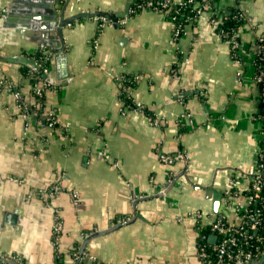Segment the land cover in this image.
<instances>
[{
    "label": "crops",
    "instance_id": "0c3cea01",
    "mask_svg": "<svg viewBox=\"0 0 264 264\" xmlns=\"http://www.w3.org/2000/svg\"><path fill=\"white\" fill-rule=\"evenodd\" d=\"M242 6L264 31V0ZM54 7L70 76L58 79L50 45L51 85L26 114L31 82L19 57L61 39L55 15L36 11L50 5L0 0V254L19 264H204L199 226L212 213L235 218L225 190L262 143L253 29L241 28L239 58L210 11L175 40L167 15L130 13V0ZM131 75L136 106L121 97ZM57 181V195L40 192ZM91 233L85 260L75 259Z\"/></svg>",
    "mask_w": 264,
    "mask_h": 264
},
{
    "label": "built area",
    "instance_id": "2783aa9c",
    "mask_svg": "<svg viewBox=\"0 0 264 264\" xmlns=\"http://www.w3.org/2000/svg\"><path fill=\"white\" fill-rule=\"evenodd\" d=\"M244 0H130L129 12L135 13L144 8H151L161 11L173 22V38L179 40L181 35L186 32V26L194 21L202 12H211V22L221 24L228 17L240 21L237 29L221 30L220 35L230 42L231 51L234 56L240 58L241 48V28L243 25H250L254 34V49L252 64L254 67V81L259 88L261 104L255 117L261 122L262 143L258 151L257 161L250 167H240L229 180L226 194L227 206L234 209L235 218L231 219L224 212L212 213L207 223L199 226L200 240L198 244V254L204 264H249L260 260L264 255V31L256 30L251 20L249 12L242 6ZM178 5L176 10L173 6ZM186 6L190 9L187 16H183L180 8ZM105 18V17H104ZM125 22V19H120ZM32 60L31 56H29ZM37 65H29L33 70H38ZM38 77V76H37ZM123 81V91L129 92V84ZM4 80L0 79V86ZM50 80L46 77L40 78L36 83L34 91L38 101L42 100ZM49 118L55 123L57 119L54 114ZM164 159L171 160L165 156ZM63 190L61 181H57L51 187L42 188L40 192L52 197ZM165 191V187L159 190ZM196 216H202L197 212ZM62 229L61 221L55 222V233L58 236ZM215 236V240H209V236ZM85 255L75 252V259H81ZM17 257L14 255L0 254L1 261H10Z\"/></svg>",
    "mask_w": 264,
    "mask_h": 264
},
{
    "label": "trees",
    "instance_id": "16d2710c",
    "mask_svg": "<svg viewBox=\"0 0 264 264\" xmlns=\"http://www.w3.org/2000/svg\"><path fill=\"white\" fill-rule=\"evenodd\" d=\"M177 8H178V5H174L172 9L176 10ZM180 12L183 16H187V14H189L190 12V9L186 6H182L180 8ZM100 14L102 15L103 13H100ZM240 23H241L240 21L230 16L226 20H224L223 23L219 25V32L221 30L225 31V30L237 29L239 28ZM224 39L228 40L227 37H224ZM28 55L31 56L36 61H38L40 65H39L38 70H33V68H31V66L29 65L23 66V73L27 77L30 78V82H31V92H30L29 103L26 104V101L24 99H22L21 101V104L23 106V111L26 114L34 113L36 110L38 111L40 107L43 105V100H44L45 95L42 97V100L39 102L37 99L38 96H36L34 88H35L36 83L39 82L40 78L45 79L44 74H47L52 67L53 48L49 44L45 43V44L40 45L35 51L31 52ZM133 78L134 77L132 75H131V78H127V80H125L126 84L127 82L129 84L134 83ZM121 97L123 99V102L126 105L136 106V103L133 101L132 97L126 92L122 91ZM145 110L148 111L147 109ZM81 260L83 261L85 260V258L84 259L82 258Z\"/></svg>",
    "mask_w": 264,
    "mask_h": 264
},
{
    "label": "water",
    "instance_id": "95a60500",
    "mask_svg": "<svg viewBox=\"0 0 264 264\" xmlns=\"http://www.w3.org/2000/svg\"><path fill=\"white\" fill-rule=\"evenodd\" d=\"M29 2L38 4L40 3L41 5H50L53 10L46 8V9H37L36 11L38 13L43 12L45 15L51 13L54 14V18H55V22H56V26L55 28L57 29L60 39H61V43L60 44H49L54 46L55 50H54V58H55V63H56V72H57V77L58 79H67L70 76V71H69V64H68V56H67V51L65 48V40L63 39V25L65 23V18L62 16H58L57 15V10L54 9L55 7V3L59 2L60 0H27ZM20 60H22L23 62L27 63V65H37V62L32 60L31 58H29L27 55L21 56L19 57ZM44 76L48 79L51 80V78L47 75L44 74ZM174 182L170 183L167 187H165V192H167L170 187L173 185ZM97 232H103L102 230L100 231H96L94 232L95 234ZM91 233L89 235H87V237L84 239V241L82 242L81 246H80V255L82 254V252L85 250L86 244L88 242V239L91 237L92 234ZM213 235H210L209 238L211 239ZM215 237V236H213ZM10 261H12L15 264H19L17 261H15L14 259H9ZM249 264H264V255L262 256V258L260 260L257 261H253Z\"/></svg>",
    "mask_w": 264,
    "mask_h": 264
},
{
    "label": "rangeland",
    "instance_id": "374dc122",
    "mask_svg": "<svg viewBox=\"0 0 264 264\" xmlns=\"http://www.w3.org/2000/svg\"><path fill=\"white\" fill-rule=\"evenodd\" d=\"M261 137H262V135H261Z\"/></svg>",
    "mask_w": 264,
    "mask_h": 264
}]
</instances>
